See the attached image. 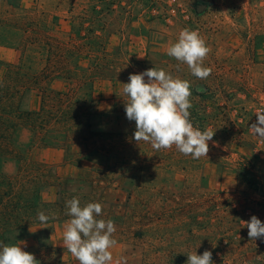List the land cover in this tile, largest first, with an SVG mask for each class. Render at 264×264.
<instances>
[{"label":"rangeland","instance_id":"1","mask_svg":"<svg viewBox=\"0 0 264 264\" xmlns=\"http://www.w3.org/2000/svg\"><path fill=\"white\" fill-rule=\"evenodd\" d=\"M22 4L64 18L57 34L66 40L86 33L88 17L99 5L106 12L103 40L113 67L94 90L100 113L93 118V142L75 139L63 145V139H52L53 146L36 145L28 154L32 134L25 129L17 133L15 146L24 161L49 167L54 185L43 190V200L61 202L64 218L16 231L9 243L17 241L39 264H79L63 246L71 219L66 202L75 197L81 207L101 203L96 219L114 222L112 264L122 257L127 264H186L187 254L205 250L212 252L213 264H264V238H249L243 224L253 215L264 223V140L250 129L257 111L264 109V0ZM183 29L197 31L210 49L203 61L211 68L207 79H198L186 64L167 55ZM18 61L15 48L0 45V62ZM151 68L190 83L189 119L199 130L214 132L207 157L193 159L175 146L157 151L135 141L123 84L130 74ZM67 87L62 79L52 83L55 91ZM39 104L40 97L33 94L24 107ZM21 164L0 154V174H15Z\"/></svg>","mask_w":264,"mask_h":264},{"label":"trees","instance_id":"2","mask_svg":"<svg viewBox=\"0 0 264 264\" xmlns=\"http://www.w3.org/2000/svg\"><path fill=\"white\" fill-rule=\"evenodd\" d=\"M105 14L95 6L86 33L66 40L57 34L64 18L27 8L22 0H0V45L19 52L16 64L0 62V154L22 162L15 174H0V248L17 244L8 241L16 231L64 218L61 202L43 200V190L54 185L49 167L26 163L15 137L21 129L32 134L28 154L36 145L53 146L52 139H63V145L75 139L93 142V118L100 113L94 90L113 67L103 40ZM56 79L66 81L67 89L53 90ZM33 94L40 97L39 106L24 107ZM39 211L50 216L47 223L38 220Z\"/></svg>","mask_w":264,"mask_h":264},{"label":"clouds","instance_id":"3","mask_svg":"<svg viewBox=\"0 0 264 264\" xmlns=\"http://www.w3.org/2000/svg\"><path fill=\"white\" fill-rule=\"evenodd\" d=\"M209 51L197 31L183 29L177 42L168 47L167 55L186 64L193 76L204 80L211 74V68L203 66ZM123 93L128 97L126 117L135 121L134 139L137 144L140 141L150 143L157 151L175 146L180 153L193 159L207 157L208 142L214 132L210 129L201 131L191 123L189 98L192 91L187 80L174 78L163 69L151 68L130 74L129 82L123 84ZM256 115L257 123H253L250 129L264 140V109L258 110ZM66 207L71 219L64 227L63 246L79 264H112L110 249L117 244L113 238L116 226L111 219H96L102 213V204L90 202L81 207L79 199L74 197L66 202ZM37 216L41 223L50 219L43 211H39ZM243 224L248 228L249 238H264V223L255 215ZM0 264L39 262L19 245H4L0 248ZM115 264H127L126 258H120ZM186 264H213L212 252L205 250L202 255L191 252L187 254Z\"/></svg>","mask_w":264,"mask_h":264},{"label":"built area","instance_id":"4","mask_svg":"<svg viewBox=\"0 0 264 264\" xmlns=\"http://www.w3.org/2000/svg\"><path fill=\"white\" fill-rule=\"evenodd\" d=\"M262 142V141H261Z\"/></svg>","mask_w":264,"mask_h":264}]
</instances>
